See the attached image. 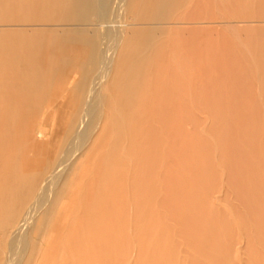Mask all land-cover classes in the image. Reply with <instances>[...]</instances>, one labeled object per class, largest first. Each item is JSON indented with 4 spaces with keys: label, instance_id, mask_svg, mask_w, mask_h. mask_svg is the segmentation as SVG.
I'll use <instances>...</instances> for the list:
<instances>
[{
    "label": "rangeland",
    "instance_id": "obj_1",
    "mask_svg": "<svg viewBox=\"0 0 264 264\" xmlns=\"http://www.w3.org/2000/svg\"><path fill=\"white\" fill-rule=\"evenodd\" d=\"M107 3L100 23L0 0V255L88 98L23 264H264V0Z\"/></svg>",
    "mask_w": 264,
    "mask_h": 264
},
{
    "label": "bare ground",
    "instance_id": "obj_2",
    "mask_svg": "<svg viewBox=\"0 0 264 264\" xmlns=\"http://www.w3.org/2000/svg\"><path fill=\"white\" fill-rule=\"evenodd\" d=\"M110 1V0H109ZM108 0H67V4H66V14H67V18L71 19V20H81V21H85V20H91V19H95L96 22H100L102 20L105 19V8L106 6H108L109 4L107 3ZM112 2V1H111ZM150 2V1H149ZM148 3V2H147ZM153 3V2H152ZM108 4V5H107ZM115 4V3H114ZM110 6V5H109ZM115 8V7H114ZM154 8H156V6H154ZM116 9V8H115ZM120 9V8H119ZM118 9V10H119ZM122 10V9H120ZM112 11V10H111ZM160 21V20H159ZM98 25V24H97ZM148 25V24H147ZM152 25V24H151ZM121 26V25H120ZM101 27V26H100ZM12 28V27H11ZM89 28H93V27H89ZM99 28V27H98ZM102 29V28H101ZM116 29V28H115ZM114 30V29H113ZM96 31V30H95ZM112 32V31H110ZM96 33V32H95ZM101 33V32H100ZM116 33V32H115ZM93 34V33H92ZM97 34V33H96ZM112 34V33H111ZM110 34V35H111ZM101 35V34H100ZM99 35V36H100ZM106 35V34H105ZM117 35V33H116ZM107 36V35H106ZM114 36H112L111 38H113ZM120 37V36H119ZM117 38V37H116ZM120 39V38H119ZM103 40V39H102ZM114 40V39H113ZM110 41V40H108ZM122 41V39H121ZM106 42V41H105ZM103 43V41H102ZM101 43V44H102ZM88 44V43H87ZM86 44V45H87ZM100 44V43H99ZM92 45V44H91ZM109 45V44H108ZM111 45V42H110ZM116 45V43L114 44ZM120 45V44H119ZM85 46V45H84ZM97 46V45H96ZM106 46V44H105ZM112 46V45H111ZM98 47V46H97ZM96 47V48H97ZM102 47V46H101ZM116 47V46H114ZM109 48V46H108ZM113 48V47H112ZM101 49V48H100ZM103 49V48H102ZM115 49V48H114ZM110 50V49H109ZM113 50V49H111ZM110 50V51H111ZM103 51V50H102ZM114 51V50H113ZM107 51H105L106 53ZM111 54V53H110ZM107 56V55H106ZM104 58V57H103ZM102 59V57H101ZM100 60V59H99ZM105 60V59H104ZM103 60V61H104ZM102 61V60H101ZM107 61V58H106ZM109 61V60H108ZM105 63V62H104ZM108 63V62H106ZM107 65V64H106ZM112 65V63L110 64ZM100 67V66H99ZM105 67V66H104ZM99 69V68H98ZM106 69V68H105ZM104 69V70H105ZM99 72H102V70H100ZM104 72V71H103ZM109 71H106L103 79H107L109 76ZM97 75V74H96ZM103 75V74H102ZM98 76V75H97ZM97 78V77H96ZM92 81V80H91ZM99 81V77L96 79V82L94 83V85H98L97 83ZM104 83V82H103ZM93 85V86H94ZM99 86V85H98ZM91 91V90H90ZM95 92V91H94ZM77 93V92H76ZM83 93V92H82ZM90 93V92H89ZM92 94V93H91ZM84 96V95H83ZM82 96V97H83ZM91 96V95H90ZM85 98V96H84ZM92 98V97H91ZM88 99V98H87ZM84 101L85 105L81 111V115L77 118L76 122L73 124V129L71 132V138L67 141L66 146L63 149L62 155L60 156L57 165L54 169L53 174H51V176L45 181V188H42L43 190L40 191L39 193V197L38 199H36L35 202H33V204L31 205V207L29 209H27L25 211V213H23L22 215L19 213L20 210L23 208V206L26 205V203L28 202V200L31 198V196L33 195V193H35V186L33 184H29L26 186H24L23 190H22V194H21V198L20 201L17 203V207H15L16 210V215L18 214V216H16V221L10 226V228L8 227V229H10L11 231L9 232V237L11 239V244L8 247L9 249V253L3 257V254L0 255V264H23V260H25L26 256L28 255V251L21 252L18 253V247L19 246H28V242H29V238L28 235L29 233H33L32 237H36V235H38V232L41 229L42 223H43V219H44V215L48 212H45L43 216H40V208H42L43 203H40L41 198L46 196V200L45 203L47 204L49 200V195H45V192L47 190V188L51 187L52 191L57 189L59 186V182L62 179H65V181H68L71 173H66L67 170V163L68 161H70L71 156L73 155V153L75 152V149L78 145H80L85 137V135L87 134V132L89 130L92 129V127L95 124V120H96V109H92L89 106H87L86 104H90L88 103L89 101ZM101 101V100H100ZM82 102V101H79ZM99 102V101H98ZM100 103V102H99ZM102 105V104H101ZM93 107V106H92ZM104 107V106H103ZM104 109V108H103ZM102 114V113H101ZM100 114V115H101ZM101 117V116H100ZM99 121L100 118L98 119ZM99 123V122H98ZM99 125V124H98ZM95 133V132H94ZM93 134V133H92ZM87 136V135H86ZM76 156V155H75ZM27 166H25L26 168ZM80 167V162H78L75 167L74 170L76 172V170H78ZM19 186H20V182H16L15 180L12 182L7 183V185L4 188V194L6 196H11L14 194L19 193ZM49 193V192H48ZM51 193V192H50ZM51 197V195H50ZM44 200V199H43ZM55 200V199H54ZM53 200V202H54ZM44 203V204H45ZM0 224H3L2 222ZM5 224L7 225L8 223L5 222ZM5 225V227H6ZM4 225H1L0 228H4ZM6 229V228H5ZM7 230V229H6ZM3 231V230H2ZM15 247V249H13ZM31 250V248H30ZM19 258L21 259H18ZM18 259V260H17Z\"/></svg>",
    "mask_w": 264,
    "mask_h": 264
}]
</instances>
